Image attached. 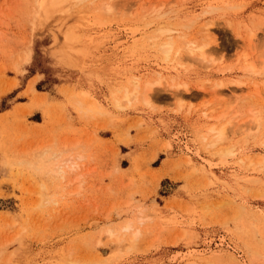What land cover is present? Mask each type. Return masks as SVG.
<instances>
[{
    "label": "rangeland",
    "instance_id": "374dc122",
    "mask_svg": "<svg viewBox=\"0 0 264 264\" xmlns=\"http://www.w3.org/2000/svg\"><path fill=\"white\" fill-rule=\"evenodd\" d=\"M74 1L0 0V264H264V0Z\"/></svg>",
    "mask_w": 264,
    "mask_h": 264
},
{
    "label": "bare ground",
    "instance_id": "6f19581e",
    "mask_svg": "<svg viewBox=\"0 0 264 264\" xmlns=\"http://www.w3.org/2000/svg\"><path fill=\"white\" fill-rule=\"evenodd\" d=\"M50 1H51V3L49 4V7L52 6V4H53L54 2H56L57 0H50ZM71 1H73V0H71ZM77 1H79V0H76V2L74 1V4L78 3ZM81 1H82V0H81ZM81 1H80V2H81ZM69 3H70V2H69ZM72 4H73V3H72ZM165 27H166V26H165ZM170 27H171V26H170ZM168 28H169V26H168ZM168 28H167V27H166V28L163 27V30L160 31V32H158V31L160 30V29H159V30L157 31V34H156L155 36H156L157 38H159L162 34H163V36H164V33H169L171 30H173V29H168ZM161 29H162V28H161ZM164 29H166V30L168 29L169 32H168V31H165ZM163 31H165V32H163ZM211 33H212V32H211ZM208 34H210V33H209V29H208ZM157 35H159V36H157ZM64 36H65V35H64ZM155 36H153V37H154V40L156 39ZM151 37H152V36H151ZM153 37H152V38H153ZM168 37H169V36H166V40H168V39H167ZM149 39H150V38H149ZM161 39H162V38H161ZM175 39H176V38H175ZM177 39H181V40L179 41V43H180L182 40H184V43L186 44V46H187V44H188V46H187V48H186V49H187V52L190 50V51L193 53V52H196L195 49H198V50H197V51H198L197 53H198L199 55H201V56H200L201 58H202V57L204 58V57L206 56V50H208L207 45H209V43H210L209 41H205V42H201V43H198V44H197L196 41H192V40L190 41L189 39H188V40H189V41H188L187 39H185L184 36H181V38L179 37V38H177ZM177 39H176V40H177ZM66 40H67V39H66ZM158 40H160V38H159ZM163 40H165V39L163 38ZM166 40H165V41H166ZM172 40H174V39H172ZM172 40H169V41H166V42L159 41L160 43H158V44H161V43L163 42V43L160 45L161 47L157 44V45H158V49H159V47H160V48H161L160 51H162V52L164 53V55H163V56H164L163 59L166 58V59H164V60H167V58H170V60H172V59L174 58V56L176 55V54H175V53H176V50L178 51L177 54L179 55V50H178V49H180V48L177 47V49H174V48H175V47H174V46H175L174 44H175V43H178V42H176L175 40H174L173 42H171ZM187 41H188V42H187ZM186 42H187V43H186ZM182 43H183V41H182ZM182 43H181V44H182ZM192 43H195V45L193 46ZM176 46H178V45H176ZM179 46H181V45H179ZM186 46L182 44L181 47H182V48H183V47L185 48ZM182 48H181V49H182ZM206 48H207V49H206ZM181 49H180V51H181ZM186 49H185V50H186ZM188 49H189V50H188ZM174 50H175V51H174ZM183 50H184V49H183ZM183 50H182V51H183ZM185 50H184V52H185ZM173 51H174V52H173ZM162 52H161V53H162ZM172 52L175 54L174 56L171 55ZM159 55H160V54H159ZM170 55H171V56H170ZM160 56H161V55H160ZM172 56H173V58H172ZM176 56H177V55H176ZM161 58H162V57H161ZM136 84H139V82H136ZM151 88H152L151 85H147V86H146V90H145V93H144V98H145L146 100H148V91H149ZM127 90H128V89H127ZM127 90H125V91H127ZM123 96H125V98H126V99H124V97H123V98H122L123 101H124V100H126V101L129 100V101H130L132 98H135V99L138 98V97H139V87L137 86V87H135L134 89H132L131 91H127V92H125ZM122 99H121V100L118 99L117 101L120 100V102H123ZM131 101H132V100H131ZM118 104H121V103H118ZM221 127H222V128H221ZM221 127L218 128L219 130L217 129V130H218V133H217L216 128H212V130H213V131L216 130L215 133H217V134H216V135H217V136H216L217 138L214 139V141L216 140L215 143H217L219 140L221 141V140L225 137V133H226V131H225V130H226V129H225V126H221ZM228 149L231 151L230 148H228ZM230 151H229V152H230ZM225 152H228V150L225 151ZM229 152H228V153H229ZM71 162H72L73 164H75V165H74L75 167L77 166V163H74L73 160H72ZM71 162H70V163H71ZM75 162H77V161H75ZM72 163H71V164H72ZM73 164H72L71 166H73ZM64 165H65V163H64ZM60 166H61V165H60ZM60 166H59V167H60ZM74 166H73V169H74ZM61 167H62V166H61ZM61 167H60V169H61ZM60 169H59V168L57 169V167H56V169H53V170H59V171H62V170H60ZM60 173H61V172H60ZM60 173H58V174H60ZM58 174H57V175H58ZM52 199H53V198H52ZM127 228H128V227H127Z\"/></svg>",
    "mask_w": 264,
    "mask_h": 264
}]
</instances>
